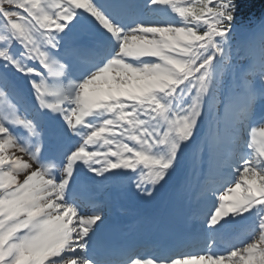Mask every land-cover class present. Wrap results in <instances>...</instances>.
I'll return each instance as SVG.
<instances>
[{
    "label": "snow or ice",
    "instance_id": "1",
    "mask_svg": "<svg viewBox=\"0 0 264 264\" xmlns=\"http://www.w3.org/2000/svg\"><path fill=\"white\" fill-rule=\"evenodd\" d=\"M247 4L0 0V264H264V14L243 21ZM186 163L207 211L183 246L203 254L166 231L101 242V187L152 200Z\"/></svg>",
    "mask_w": 264,
    "mask_h": 264
}]
</instances>
